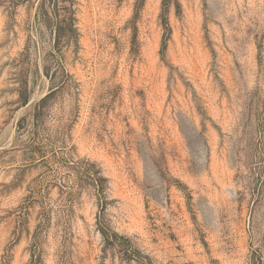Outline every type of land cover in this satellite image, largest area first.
Masks as SVG:
<instances>
[{
    "label": "rangeland",
    "instance_id": "obj_1",
    "mask_svg": "<svg viewBox=\"0 0 264 264\" xmlns=\"http://www.w3.org/2000/svg\"><path fill=\"white\" fill-rule=\"evenodd\" d=\"M0 264H264V0H0Z\"/></svg>",
    "mask_w": 264,
    "mask_h": 264
},
{
    "label": "trees",
    "instance_id": "obj_2",
    "mask_svg": "<svg viewBox=\"0 0 264 264\" xmlns=\"http://www.w3.org/2000/svg\"><path fill=\"white\" fill-rule=\"evenodd\" d=\"M63 28H66V29H64V30H68V31H76L77 29H76V27H75V24H72V23H65L64 24V27ZM67 43L68 44H71V42L70 41H67ZM47 96H49V94L48 95H46L44 98H43V100H45L46 98H47Z\"/></svg>",
    "mask_w": 264,
    "mask_h": 264
}]
</instances>
